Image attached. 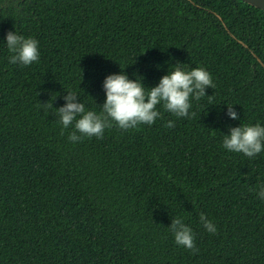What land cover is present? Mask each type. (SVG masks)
Here are the masks:
<instances>
[{"label": "trees", "instance_id": "trees-1", "mask_svg": "<svg viewBox=\"0 0 264 264\" xmlns=\"http://www.w3.org/2000/svg\"><path fill=\"white\" fill-rule=\"evenodd\" d=\"M9 31L38 41L37 62L9 63ZM177 63L203 67L215 85L191 98L188 117L161 103L151 125L113 121L103 138L69 140L75 121L64 128L56 115L67 91L100 114L106 76L123 71L147 91ZM256 123L264 126L259 8L0 0V264H264V151L249 158L223 147L230 128ZM175 217L198 251L176 244Z\"/></svg>", "mask_w": 264, "mask_h": 264}, {"label": "clouds", "instance_id": "clouds-1", "mask_svg": "<svg viewBox=\"0 0 264 264\" xmlns=\"http://www.w3.org/2000/svg\"><path fill=\"white\" fill-rule=\"evenodd\" d=\"M6 45L13 53L9 63L28 66L39 60L38 41L32 37L26 38L16 31H9L6 35ZM183 65L182 63L173 65V70L163 75L159 83L147 88V91L142 80L129 79L123 71L110 74L103 83L106 99L101 106L100 114L92 110L86 111L85 104L78 101L79 96L67 91L68 94L64 96L66 103L56 108V115L64 128H68L75 121V131L68 137L72 142L84 137L103 138L105 129L111 128L113 121L122 130L136 128L141 124L151 125L161 116L157 110V105L161 103L166 111L176 117H188L191 98L200 100L206 95L205 89L207 87L214 89L215 85L211 74L203 67L187 70ZM55 98L52 97L53 100ZM42 105L47 106L46 103ZM227 114L233 120L239 118L233 105L228 106ZM166 127H174L173 121H168ZM229 131L230 134L225 135L223 139V147L228 151L243 153L249 158L264 151V126L260 123L232 127ZM77 132L80 135H77ZM258 195L260 199H264V186H261ZM200 221L207 231L216 233L215 225L204 213H200ZM169 228L177 245L193 252L198 251L193 231L183 218H172Z\"/></svg>", "mask_w": 264, "mask_h": 264}, {"label": "water", "instance_id": "water-1", "mask_svg": "<svg viewBox=\"0 0 264 264\" xmlns=\"http://www.w3.org/2000/svg\"><path fill=\"white\" fill-rule=\"evenodd\" d=\"M241 1H244L247 4L264 11V0H241Z\"/></svg>", "mask_w": 264, "mask_h": 264}]
</instances>
